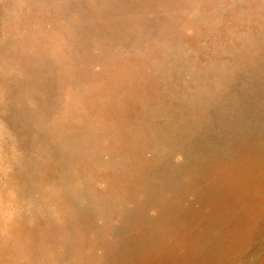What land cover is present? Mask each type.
<instances>
[{"label": "rangeland", "instance_id": "374dc122", "mask_svg": "<svg viewBox=\"0 0 264 264\" xmlns=\"http://www.w3.org/2000/svg\"><path fill=\"white\" fill-rule=\"evenodd\" d=\"M0 264H264V0H0Z\"/></svg>", "mask_w": 264, "mask_h": 264}, {"label": "bare ground", "instance_id": "6f19581e", "mask_svg": "<svg viewBox=\"0 0 264 264\" xmlns=\"http://www.w3.org/2000/svg\"><path fill=\"white\" fill-rule=\"evenodd\" d=\"M207 143V142H206ZM199 150V149H198ZM175 170V169H174ZM174 170H173V172H174ZM162 171V170H161ZM164 171V170H163ZM146 173V172H145ZM166 173V172H165ZM169 174V173H168ZM173 174V173H172ZM164 182V181H163ZM129 189V188H128ZM156 193V192H155ZM156 198V197H155ZM126 211V210H125ZM123 241V240H122ZM114 243V242H113ZM113 251V250H112Z\"/></svg>", "mask_w": 264, "mask_h": 264}]
</instances>
